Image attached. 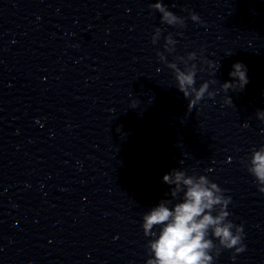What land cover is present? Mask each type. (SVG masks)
<instances>
[{
    "label": "clouds",
    "instance_id": "9594fccd",
    "mask_svg": "<svg viewBox=\"0 0 264 264\" xmlns=\"http://www.w3.org/2000/svg\"><path fill=\"white\" fill-rule=\"evenodd\" d=\"M150 7L161 14V22L169 26L183 28L185 19L177 16L157 0ZM190 19L200 23V17L190 12ZM161 37V29L156 28L152 36L155 44ZM165 39L164 48L168 53L175 51L177 41L172 34ZM161 62L174 72L177 88L189 99L188 111L190 112L207 94L213 97L216 93L209 91V84L215 81H205L197 89L195 87L197 65L189 63L196 59V53L190 52L187 57L179 56L177 60L184 64L183 70L177 63H169L163 53H157ZM209 69H214V62H208ZM203 71V68L199 69ZM159 71V70H158ZM247 67L237 62L232 65L229 72L230 81L221 84L224 92L242 91L249 83ZM215 74V73H213ZM225 102L232 104V99L227 96ZM257 118L264 122V110H258ZM119 130V128H117ZM250 174L256 179L258 190L264 193V146L258 150L253 149L251 158L245 162ZM162 182L170 186L166 195L171 199H162L143 216V231L145 236L153 237L147 245L149 258L146 264H213L215 256L221 249H234L235 254L245 250L242 243L244 237L243 225H235L228 219L227 211L231 197L224 195V190L207 176H188L184 171L173 169L163 175ZM180 193H183L179 202L173 205ZM155 226H160L159 234L153 231ZM211 234L212 238H209ZM213 239L218 241L213 242Z\"/></svg>",
    "mask_w": 264,
    "mask_h": 264
}]
</instances>
